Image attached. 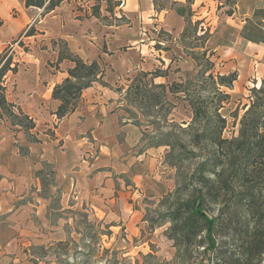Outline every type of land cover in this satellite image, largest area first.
<instances>
[{
	"label": "rangeland",
	"instance_id": "1",
	"mask_svg": "<svg viewBox=\"0 0 264 264\" xmlns=\"http://www.w3.org/2000/svg\"><path fill=\"white\" fill-rule=\"evenodd\" d=\"M44 1L47 5V0ZM213 1V5L200 13L191 10L189 4L192 0L187 1L185 7L192 15L190 21L192 24L199 22L195 33L191 31L193 26L189 27L188 39H182L181 34L172 37L157 28L151 33L146 32L150 39L154 38L152 47L155 50L154 56L159 61L152 72L160 75L161 84L154 81L156 77L152 72L150 75L148 72L147 75L140 72L135 76H122L119 80L112 81L97 77L89 88L82 91L79 98L72 101L73 111L62 118L55 114L60 104L56 100L58 106L54 110V129L76 112L78 114L84 110L83 119L99 112L102 121L105 114L109 128L106 133L112 138L109 140L111 145L102 146L103 140L98 137L93 139L92 131L95 128L92 127L95 124H92L86 132L92 146L90 152L85 150L80 167L70 174L75 184L82 181H112L116 191L109 198L110 202H104L97 208L91 201L88 204L86 200L82 202L74 199L73 194L63 199L60 196L61 188L59 194L54 193V168L36 160L33 164L35 179L41 186L39 195L47 200L46 215L52 222L53 232L50 235L48 232L36 234L32 237L34 241L31 238L21 240L17 248L5 253V259H0V264H237L238 260L243 259L242 244L264 236L256 229L257 226L264 228V195L261 193L264 190V171L260 170L251 177L246 187L235 186L223 197L228 202L227 206L205 202L206 214L218 218L210 237L215 243L213 249L208 248L209 238L202 222L197 228L200 232L195 230L198 233L193 236L192 244L187 248L178 247L170 237L169 214L175 209L180 213L185 212L188 191L195 188L191 174L202 158L212 155L214 151L206 143L201 144V150L190 143L192 134L198 130L186 128L192 119L190 100L207 99L206 103L222 105L219 113L226 122L221 138L228 141L239 136L242 121L247 123L256 113L264 117V42L255 43L244 37L249 34L264 38V16H253L257 9L264 11V0ZM93 4L94 0L90 4H87V0H76L71 4L75 10L73 12H76L73 15L83 13L84 9L91 13ZM113 11L104 14V23L111 26L109 31L115 25L125 24L122 15H118L116 9V13ZM17 13L16 9L10 12L13 17ZM2 23L0 19V25ZM186 26L185 20V28ZM100 28L98 23L90 26L88 35L92 38L91 42H98L102 30ZM30 29L36 30L30 25L17 39L0 46V57L4 54H7L6 57L11 55V67L16 63V50L25 53L30 51L31 44L24 41L23 37ZM36 32L39 33L37 30ZM199 36L202 37L198 39ZM46 43L35 40L40 49L48 46L54 48V44H57L59 53L67 52L68 48L62 40ZM227 47L234 49L232 55L220 60L215 58V50L222 54ZM203 51H206L205 60L208 59L209 63L203 62L199 69L193 57H199ZM82 60L85 63L92 62ZM55 62H49V65L55 66ZM17 65L18 63L15 64L16 71ZM207 68L210 69L207 71ZM103 69L106 71L105 67ZM210 73L213 77L218 74H236L231 89L217 86L227 96H212L215 91L207 80ZM0 83H4V77ZM173 83H182L187 92L171 93L170 86ZM258 89L262 92L253 91ZM3 94L5 97L4 91ZM218 99H221L220 103L217 102ZM252 102H255L256 107L246 113ZM200 103L202 104V100ZM4 110L0 112L11 122H18L23 118L20 115L22 113L14 111L12 106L6 105ZM213 129L215 126L209 127L207 133ZM51 130L52 127L43 126L35 135L27 133V140L54 146L51 141L54 142L55 133ZM262 131L264 132V127ZM114 134L116 139L112 137ZM63 136L69 141L65 144L64 139L58 141V147L63 150L72 149L74 145L70 142L72 140H67L68 134ZM116 141L120 146L125 144V152H112ZM179 144L184 147L181 148ZM227 147L228 144H223L221 153ZM23 152L28 155V148H21L20 153ZM192 152H196L198 157ZM261 159L264 162V157ZM249 161L253 163L252 159ZM262 168L264 169V165ZM229 171L231 173L232 169ZM181 183L185 186L175 196L174 192ZM98 190V183L91 185L92 197L98 196ZM178 197L181 198L180 201L176 200ZM250 198L251 201L247 203ZM236 200L240 201L239 207L233 204ZM54 224L58 229L54 230ZM57 233H60L59 237L54 240V234ZM249 262L264 264V253Z\"/></svg>",
	"mask_w": 264,
	"mask_h": 264
},
{
	"label": "crops",
	"instance_id": "2",
	"mask_svg": "<svg viewBox=\"0 0 264 264\" xmlns=\"http://www.w3.org/2000/svg\"><path fill=\"white\" fill-rule=\"evenodd\" d=\"M25 1L0 0V19L3 21L0 25V46L17 39L30 25L40 33L35 30L31 36H23L24 41L31 44V49L26 53L16 50L14 60L18 63L17 71L8 72L4 76V83H1L6 101L11 104L14 111H20L27 116L33 127L25 129L9 121L4 114L0 117V259H5L3 257L5 253L17 248L21 240L31 238L34 241L32 237L36 234L48 232L50 235L53 232L52 222L46 215L47 200L39 195L41 186L35 179L36 170L33 164L36 160L54 168L56 172L54 193L59 194L61 188L60 196H63V199L73 194L74 199H80L82 202L86 200L88 204L91 201L97 208L104 202H110L109 198L116 191L112 181L74 183L70 172L80 167L82 154L85 150L90 152L92 147L86 132L92 124H95L96 126L92 127L95 128L92 131L93 139L98 137L103 140L102 146L110 144L109 140L112 138L106 133L109 129L108 120L103 114L102 121L99 112H94L83 119V110L81 113L76 112L66 117L59 127L54 129L52 123L58 101L52 98L53 89L67 78V71L74 66V63L67 59L58 61L60 53L57 44H54V48L48 46L40 49L35 44V40L47 43L51 40L56 43L62 40L68 48L67 52L84 60L96 61L103 71L105 67L106 71L103 72L102 77L105 81H112L119 80L122 76H135L140 72L151 73L154 67H157L159 60H156L155 50L152 47L154 38L150 39L146 32L151 33L157 28L172 37H178L185 28L184 17L176 11L169 9L156 12L154 0H120L122 6L114 7L113 13L117 11L118 15H122L125 24L115 25L110 31L108 30L110 24L91 16V13H87L85 9L82 10L83 13L77 15L81 18L74 16L76 12H73L75 10L71 4L73 5L76 0H64L49 12H44L43 8L26 7ZM90 1L87 0V4H90ZM172 1L185 6L188 0ZM213 3V0H192L189 5L192 11L197 10L200 13ZM12 9L17 10L16 17L10 14ZM106 13V3L102 1L101 17H105ZM96 23L102 30L98 42H91L92 38L88 35V31L90 26ZM108 31L109 35H107ZM246 43L250 44L248 41ZM233 52L234 49L230 47L222 51V54L215 50V58L220 60L224 56L232 55ZM54 60L55 66H50L49 62L54 63ZM161 60L164 59L161 57ZM160 79L161 77H156L154 81L161 84ZM43 126L52 127L55 139L51 143L54 146L27 140L28 134H37ZM96 129L98 130L95 132ZM117 133L119 134V131ZM64 134H68L67 140H72L70 142L74 145L70 150L60 149L57 145L58 141L61 142L63 139L64 144L69 141L65 140ZM112 137L116 139L115 134ZM120 145L116 141L112 152L115 154L125 152L124 149L127 148L125 144ZM23 147L28 148V155L27 152L20 153ZM96 183L99 184L98 196L92 197L91 185ZM56 229L58 228L54 224V230ZM59 234H54V240Z\"/></svg>",
	"mask_w": 264,
	"mask_h": 264
},
{
	"label": "trees",
	"instance_id": "3",
	"mask_svg": "<svg viewBox=\"0 0 264 264\" xmlns=\"http://www.w3.org/2000/svg\"><path fill=\"white\" fill-rule=\"evenodd\" d=\"M64 0H47V5H45L44 0H26V7H37L43 8L44 12H49L54 10L55 7L59 6ZM95 5L91 9V16H94L102 21L105 20V17L100 15V3L103 1L106 3V11L112 12L114 7H119L121 1L113 0H94ZM169 4V6H167ZM167 8H173L180 16L184 17L187 23L186 28L181 33L182 39H188L190 34L189 27L193 26L192 32H196L199 22L192 24L190 21L191 11L187 10L185 6L178 5V3L171 0H154V9L156 12L166 10ZM263 15L264 11L257 9L253 16L259 17ZM122 21H125L122 18ZM255 27L258 28L255 23ZM34 34L33 29H30L25 36H31ZM202 36H199L201 38ZM247 40L257 43H263L264 38L259 35L251 36L249 34L244 36ZM185 49H187L185 47ZM7 54H4L0 57V81L5 76L8 71L15 72L16 66L11 67L12 57L11 55L6 57ZM199 57H193L196 62V65L199 69L202 67V63H209V60H205L206 51H203L199 54ZM67 59L74 63V66L67 71V78L63 81L62 84L55 86L53 89L52 97L55 100L60 102L55 114L58 118L64 117L66 114L70 113L74 109V104L72 101L79 98L82 91L89 88L91 84L103 76V70L96 61L90 63H85L81 58L77 56H72L69 52H60L58 61ZM210 68H207V71ZM153 73V74H152ZM154 77H159L160 75L157 72H152ZM205 74V72H203ZM147 75V73H144ZM207 80L212 85V90L215 92L214 95H226L219 91V87L232 88L233 82L236 80V74L231 73L227 76L217 75L213 77L210 73L207 76ZM160 87L164 88L163 85ZM3 87L0 83V110L3 112L7 106L11 107L3 94ZM256 93L262 92L261 89L253 90ZM170 92H181L186 93L187 89L184 90L183 84H172L170 86ZM227 96V95H226ZM202 100V104L200 103ZM207 99H191L190 106L192 108V119L191 122L187 125V129L198 128L192 134L191 145L194 148L201 150V144L206 143L207 145L213 148L212 155H208L202 158L201 162L196 166L195 170L191 174V178L194 179L195 188L188 191L187 198L185 200V212L180 213L178 209L173 210L169 214L171 227H170V237L176 242L178 247L187 248L192 244L193 236L197 235L198 224L200 222L204 223L206 227V233L209 238L208 248L213 249L215 247L214 241L210 238L211 233L213 232L214 225L217 222V216H208L204 211V204L206 201L214 204H221L222 206H227L228 202L223 200V197L229 194L233 187H246V185L251 181V177L258 173L260 170L264 171L262 165V157H264V132L262 127H264V117L258 113L255 114V117L248 120L247 123L244 121L241 122V128L239 136L230 141L221 138L222 131L225 127V118L219 113V110L222 108L221 104L217 103H206ZM221 99H218L217 102L220 103ZM211 104V105H209ZM215 104V105H214ZM214 105V106H213ZM256 107L255 102H252L250 108L246 111L249 113ZM0 112V117L2 116ZM10 115H12L10 113ZM22 115V119L18 122H14L17 125L24 127L25 129H31L33 123L28 119L27 116ZM258 115V116H257ZM215 126V129L208 131V128ZM223 144H228L227 150L221 153L223 149ZM181 148L184 147L183 144H179ZM186 148V146H185ZM196 153V152H192ZM195 157H198V154H193ZM197 155V156H196ZM252 159L253 163L249 160ZM263 163V164H262ZM231 167V168H229ZM230 169L232 172L230 173ZM185 184L181 183L174 192V195L179 194L181 188H184ZM180 188V189H179ZM264 195V190L261 191ZM173 195V196H174ZM174 196V197H175ZM253 198V197H252ZM247 200V203L251 199ZM181 198L176 200L180 201ZM240 201L236 200L233 204L238 205ZM198 230L197 232L195 230ZM256 229H259L264 235V228L257 226ZM262 229V230H261ZM180 253V250H178ZM264 253V236L260 237L255 241H249L242 244V260H238L237 264H250L253 258H258L261 254Z\"/></svg>",
	"mask_w": 264,
	"mask_h": 264
}]
</instances>
